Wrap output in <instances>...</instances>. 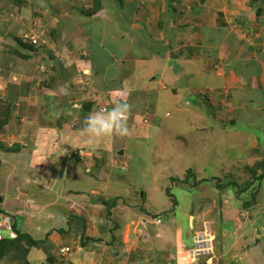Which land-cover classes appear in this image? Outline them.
I'll list each match as a JSON object with an SVG mask.
<instances>
[{
  "label": "crops",
  "instance_id": "obj_1",
  "mask_svg": "<svg viewBox=\"0 0 264 264\" xmlns=\"http://www.w3.org/2000/svg\"><path fill=\"white\" fill-rule=\"evenodd\" d=\"M13 3L11 0H0L1 11L6 14L20 12L22 15L24 9L30 8L31 14L33 12L38 14V16H34L35 19H30L29 24H17L18 30L23 26L28 29V25H33L48 32V36L43 47L34 49L18 43L20 49L18 56H13L14 58L12 57L10 60L8 59L9 55H6L4 60H1L0 70L5 71V74L9 71L12 72L10 65L13 62L6 65L7 59L10 62L12 60L20 61L22 77L18 83H9L6 88L0 89V95L6 92L3 99L6 101L7 97L17 105L13 118L19 117L14 119L12 125L16 124L17 128L18 123L29 119L27 125H30V128L25 126L22 131L17 129L18 134L22 138H26L25 143L22 144L25 148H22L18 153L6 155L4 160L0 161V166L1 164L6 165L5 161L11 157L10 159L14 162L13 175L16 178L15 186L8 184L9 182L6 180L1 183L3 193L0 194L2 199L0 208L1 205L10 204L9 197H13L14 194L16 197L35 196L37 198L34 191L28 193L25 191L26 189L20 190L34 182L41 184L40 189L46 191L47 196L48 194L52 196L55 192V200L51 199L52 202L48 205H63V203L69 205L71 202L81 204L80 206L84 208L83 212L77 213L71 209L70 214L68 212L58 214L56 217L58 222H52L48 217L44 221L48 224L44 230L46 231L44 238L49 234L52 235L53 232L69 236L58 239L60 242L57 241L55 247L53 239H44V247L52 252L54 258L56 257L54 264H71V259L73 263L77 264H96L97 262H94L91 257L94 259L97 257L98 262L104 264L106 259H112L111 255L115 254V250L118 249L116 248L119 243L117 240L122 239L121 242H124V245L120 244L122 247L119 250L121 251L126 247H139L144 229L150 230L149 227L153 226L151 223L154 224L152 228H156V236L172 232L174 238L179 240L177 229H180L182 235L180 219H183L184 214L182 218H179L178 225L173 223L175 226L173 227L174 215L168 213L166 216H161L158 214L160 209L156 208V212L154 211L155 217L161 219L159 224L148 220V218H154L150 216H138L139 222H137L133 219L134 214L129 211L127 201L129 198L139 197V195L140 199L145 198V200L153 197L152 199H155L158 207L162 208L167 204V209L169 207L174 209L175 204L159 203L158 199L151 193L149 194L145 185L138 180V175L146 164L143 155L149 154L153 157L154 154H157L158 157L166 160L164 151L162 153L163 148L165 147L166 150L174 146V156L180 157L185 152L184 150H190L191 141H193L194 150L199 152L200 148L206 147L205 144L208 140V136L200 134L224 132L225 125L223 123H228L224 120L232 119L227 115V111H230L233 120L237 122H241L243 118L247 117L243 115H247L248 111L249 114L251 113L250 116L254 115L256 118L258 115L264 116V2H260V0H13ZM88 6L93 12L91 15L88 13ZM45 17L47 18L46 22L44 21ZM23 18L25 17L23 16ZM66 25L69 26L64 27ZM69 38H73L71 42ZM76 40L80 43L74 44ZM86 43L91 45L87 47V52L90 56L92 55L94 68L90 64L91 61L88 60L82 72L88 70L86 73H89L91 71V75L96 78V88L94 87V90L92 89L88 93L97 90H100L101 95L109 93L113 103L119 94L126 93L125 96L122 95L124 102L133 96V106H130V109L135 110L133 120L136 122L141 118V125L146 122L151 124L148 125L149 127H145V130L140 134L134 136L138 146L132 155L133 157L137 156V160L134 159L133 162L139 164V167L136 164L133 166V168L136 167L132 173L134 178H129L130 174L126 172L131 167L130 165L129 168H126L132 156L125 157L126 159L122 157L123 164L121 166L113 165L110 162L109 157L113 152L112 139L107 140L110 145L108 142L103 145V148L106 149L104 151L107 152L106 156L97 157L98 155L92 153L93 156L89 154L83 157L86 150L87 152L93 151V148L90 147L91 144L88 143V136L85 137L86 134L79 133L75 137V134L71 135V129L66 128L54 127L55 129H52L53 127H51V129H46L49 126L40 122V112L35 110L36 107L31 106L35 103H29L31 92H33L29 91V88H33L35 82H39L40 87L42 80L48 85L49 80L55 75L56 77L61 76L62 81L60 82L62 90L57 92L58 94L64 95L67 91L77 88L75 78L80 77V75L76 76L80 69H77L79 65L74 64L73 60L85 53L82 49L85 48ZM80 44V47L77 46L80 50H76L74 45ZM124 55L128 58L126 63L122 61ZM1 58L3 57L1 56ZM95 60L98 61L95 63ZM156 62L161 65H155ZM45 69L48 73L44 71ZM53 69L55 74L48 78ZM46 78L47 81H45ZM98 78H100L99 83ZM56 81L59 80L56 78L54 82ZM0 82L4 84V80ZM52 88L55 86L49 85L48 90L55 92ZM34 90L41 91L40 88ZM166 90L172 95L171 101L176 102L171 107L170 104L164 105L168 109L163 111V118L157 116V113L158 106L164 101L165 103L169 101L161 95ZM202 91H208L207 94L210 97L204 99V96L199 94ZM35 93L36 91L33 92V94ZM137 94H141L142 97ZM194 96L207 101L206 107H198L199 100L195 102ZM49 99L52 100L50 97ZM223 105L225 107L227 105V108H223ZM219 106L222 110L219 109ZM197 108L204 109L203 111L199 109L198 115H201V120H196L197 116L196 118L192 116L195 115L194 112ZM239 108L242 110L241 113L238 111ZM0 111H4V109L0 108ZM168 117H174L178 123L182 122L181 128H178L179 132L177 131L176 134L175 125L171 126L173 120ZM13 118L4 124L1 135L5 133L4 129L6 130ZM32 120H34L33 123ZM165 120H170V125L165 124ZM58 121L63 120L55 119V122ZM198 121H201L199 126L197 125ZM154 127L157 131L151 137V130ZM185 131L189 132L185 135ZM45 133L48 134L47 136H51L53 141L56 140L54 147L52 146L53 149L49 148L50 153L51 151L58 152L61 147L70 150L65 151L63 156L59 154L62 157L60 163L55 162V165H59L58 168H55L56 174L53 177L55 182H51L49 175L47 178L43 175L38 176L42 177L41 179L45 178L44 181L41 180L43 183L40 179L29 178V176L20 180L22 177L19 174L24 171L18 173L19 169L28 168L29 171L26 172H33L34 169L37 173L39 168H42L43 171L52 162L50 155L47 152H42L41 148L40 139L46 138L44 137ZM130 135L121 136L123 146L116 151V154L122 149L124 152L121 155H128L126 153L131 149L130 142L132 141ZM4 138H0V141ZM101 138L94 142L97 145L100 144ZM142 140L151 143L150 151H146L144 146L146 144L143 145ZM199 142L202 143L199 144ZM27 143L31 145L29 150L26 148ZM177 144L184 146V150ZM161 145L164 147L162 148ZM157 146L159 148H156ZM210 152L213 153L211 150L208 151V154ZM13 155H17L15 159ZM76 155L77 158L73 159ZM95 158L99 164L89 163ZM165 160L164 163L161 162L163 165H165ZM66 163H74L70 174L65 170L66 167L61 169L62 164ZM148 163L151 165H145V169L151 175V179L157 178L163 173L161 163ZM110 168L117 172L116 177L108 176L109 171L107 170ZM105 171L108 172V177ZM165 177L167 179V176ZM169 177L175 179L172 178V175ZM181 179L184 180V178ZM57 181L58 183H56ZM201 181L210 183L207 178ZM11 182L13 183V179ZM127 183L128 187H125ZM108 205L110 207L107 208ZM35 208L37 211L39 206ZM5 210L7 211V209ZM5 210L3 212H6ZM145 211L151 213L149 210L145 209ZM15 212L11 211L10 214L13 215ZM52 217L54 216L52 215ZM176 221L178 222L177 219ZM163 224H166V226H162L164 230L161 229ZM186 237L189 240V233ZM84 239L91 240L90 242L93 244H89L90 246L86 248L87 243ZM113 242H117L114 247H112ZM62 246L70 248L67 257L61 256L58 252ZM94 246L100 249L98 254L93 249ZM36 249L35 253L29 252L34 253V259L38 260L42 255L44 257L40 248ZM126 249L129 250V248ZM89 254L90 256H88ZM87 257L91 260L85 262Z\"/></svg>",
  "mask_w": 264,
  "mask_h": 264
},
{
  "label": "rangeland",
  "instance_id": "obj_2",
  "mask_svg": "<svg viewBox=\"0 0 264 264\" xmlns=\"http://www.w3.org/2000/svg\"><path fill=\"white\" fill-rule=\"evenodd\" d=\"M11 2L12 4H14L13 0H11ZM260 2H264V0H260ZM256 4L260 5L259 3ZM1 13L2 12L0 11V57L2 56L3 58L0 59V64L1 60H4L6 55H9L8 59L10 60L13 56H18L17 54L20 52L18 43L23 45L24 47L29 45L28 42L23 43L19 39L18 34H23L24 32H26V29L25 26H23V28L18 30V25H22L23 23L29 24L31 18H34V16H38V14L35 12L31 14L30 8L24 9L22 15L20 14V12H10L9 14L5 13L4 15H2ZM88 13L89 15L93 13L91 7L89 6ZM23 16L25 18H23ZM46 20L47 18L45 17L44 21L46 22ZM68 26L69 25H66L64 27ZM28 27H30V25H28ZM89 28L92 27L90 26ZM72 39L73 38H69V41L71 42ZM85 39L88 40V38L86 37ZM100 42H103V40H100ZM79 43L80 42L77 40L74 42V44ZM90 43H86L84 45L85 48H83L82 50L85 53L81 54V57L79 56L78 58H74L75 60H73L74 64L79 65L77 69H80V71L76 74V76L80 75V77L77 76V78H75V86L77 87L76 89L67 91L64 95H61L62 93L58 94L57 92H61L62 90V83H60L62 81L61 76L56 77V75L53 78H57L59 81L54 82L55 80L51 79L49 84L46 85V83H44L42 80L40 81V87L39 82H35L33 88H29V91H36L35 94L31 92L29 103H35L31 106L33 108L36 107L35 110H37V112H40V122L42 121L44 125L49 126L46 129H51V127H53L52 129H55L54 127L60 129L66 128L68 130L71 129V135L75 134L76 137L77 134H82V130L86 126L85 122L89 114L98 112L105 108L110 109L114 106L109 93H103V95H101L102 93H100V90L97 89L96 92L93 91L92 93H88V91L92 90L96 84V78L95 76L91 75V71L89 73H86L88 72V70L84 73L82 72V69L85 67L88 60L91 61L90 64L92 68H94V63L91 58L92 55L90 56V54L87 52V47L91 46ZM74 46H76V50H80L78 47H80L81 44ZM31 47L36 49V47ZM101 58L103 57L101 56ZM8 59L5 64L8 65L9 63L13 62L12 65H10V67H12V72L9 71L5 74V71L2 72L0 70V81L5 80V76L8 75L11 78H8V81L5 80L4 84H1L0 82L2 86L4 85L3 88H6L7 84L9 85V82H13V84L18 83V80L22 77L20 74V61L12 60L10 62V60ZM127 60L128 58H126L124 55L122 61L126 63ZM97 61L98 60H95V63ZM155 65L160 66L161 64L156 62ZM170 67H172V64H170ZM44 71L48 73L46 69ZM51 71L52 72L50 73L48 78L52 77L51 75L55 74L54 69ZM97 80L99 83L100 78H98ZM45 81H47V78ZM49 85L55 86V88L57 87L59 89L52 88L55 92H53L52 90L49 91ZM35 88H40L41 91L34 90ZM5 93L3 92L2 95H5ZM207 93L208 91H202L199 94L202 97L204 96L203 98L206 99L210 97H208ZM122 95L125 96L126 93L119 94V96L115 99L124 102L122 101ZM161 95L164 99H169L168 102L165 103L164 101L162 102V104H160V106H158L157 116H162L164 118L162 113L165 109H168L164 107V105L170 104L171 107L176 101H171L172 95L168 90L162 92ZM137 96L142 97L141 94H137ZM49 97L52 98V100H50ZM130 97L131 98L127 101V103L130 106H133V96ZM1 99L2 98L0 97V108L4 109V111H0V135L2 134L1 132L3 131L2 129L4 124L7 123L10 118H13V113L16 111L15 108L17 107L14 101L8 99L7 97L6 101L4 99ZM115 99L114 102L117 101ZM197 100H199V105H197L198 107H206L207 101H203L202 98L197 99L196 96L194 98V101L197 102ZM83 103L88 104L86 105L87 107L84 106ZM37 104L38 106H36ZM230 107L232 108V106ZM223 108H227V105ZM199 109L201 111L204 110L202 108H197L194 112L195 115H192L195 118L197 116L196 120H201V115H198L200 113ZM219 109L222 110L221 106H219ZM238 111L241 113V108H239ZM226 113L232 119H230L229 121L224 120L228 123H223L225 125L224 132L222 131L223 133H210L208 135L204 133L200 134L208 136V140L205 144L206 147L200 148L201 150L199 152H197L196 149L194 150V144L193 141H191L189 151L184 150V146H182L181 144H177L178 147L185 151L180 157L174 156L173 152L175 150L173 148V145V147H170L166 150L165 147L163 146V148L161 145V147L163 148L162 153L164 151L166 160L165 158L158 157L157 154H154L153 157L149 154H146V156L145 154L143 155V157L146 159L145 165H151L148 162L161 163L164 160L165 165H163L164 162L160 164L163 169H161L163 173L154 179H151L152 177L147 172L144 165L142 170L140 171V174L138 175V180L145 185L146 191H148L149 194L151 193L153 196H155L156 199H158L159 203L167 202L169 203V205H175L173 210L170 207L169 209H167V204L166 206L164 205L161 208L157 206L154 201L155 199H152L153 197L145 200V198L140 199L139 195V197H134L132 199L129 198V201H127L129 211L134 214L133 219L139 222L138 216L154 217L152 219L148 218V220L150 221H154L157 218H160L155 217L154 214V211L156 212V208L160 209L158 210V214L161 216H166L168 215V213L169 215H174L175 219H173L174 221L172 222L173 227H175V223L178 225L179 218H182L184 214L183 219H180L182 235L180 234V229H177L179 240L174 238L172 232H166V235L160 234V236H156V228H152L154 224L151 223L153 226L149 227V229L151 228L150 230L144 229L143 238L139 242V245L142 246V248L137 245L139 247H126L129 248V250L125 248V250L121 251L119 250V248L122 247L120 244H123L124 242H121L122 239L117 240V242L119 243L113 242L112 247H114L115 243H117L116 248H118V251L115 250V254L111 255L112 259H106V262L104 264H264V116L258 115V120L254 115L250 116L251 113L249 114L248 111L247 115H243L244 117H247L243 118L241 122H237L233 120L230 111H227ZM178 114L181 113L178 112ZM134 115L135 110L133 111L132 109H130L127 125L131 133L130 139L132 141L130 142L131 149H129L128 153H126L128 155L120 156L116 154V151L121 146H123V143L121 140L122 137L118 134L113 133L111 136L102 137L100 139V144L98 145L95 142L91 143L90 147L93 148V151L87 152L86 150L83 154V157L84 155H92V153L98 155L97 157L101 155L106 156L107 152L104 151L106 149L105 147L103 148V145H106V142L109 143V141L107 140L112 139L113 152L111 153L109 159L113 165L116 164L117 166H121L123 164L122 157L124 159L125 157L132 156L133 152L137 150L135 148H137L138 144L134 140V136L140 134V132L145 130V127L149 125V123L147 124V122L141 125V118L135 122L133 120ZM18 117L19 116L10 120V124L8 125L6 130L4 129L5 133L0 136L1 139L2 137H5L2 141H0V161L4 160L6 155H9L10 153V155H12V153H18L22 148H25L22 144L25 143L26 138H22L20 134H18L17 129L19 131H22L23 129H25V126L27 128H30V125H27L29 119L18 123L19 128H16V124L12 125V123L14 119H18ZM57 118L62 119L63 121L55 122V119ZM168 118L171 119L172 117ZM224 118L226 119V116ZM34 120H32L31 122L33 123ZM172 120L173 122L171 126L175 125L174 131L176 134L177 131L179 132L178 128H181L182 122L178 123L174 119V117L172 118ZM169 121L165 120L164 123L170 125ZM64 123L66 124L64 125ZM197 125H201V121H198ZM200 127L202 128V126ZM195 128H197L196 125ZM151 131L152 134L150 136L152 137L153 133L157 131V129L154 127ZM187 132L189 131L184 132L185 135L187 134ZM4 134L6 135L4 136ZM47 135L48 134L45 133L44 137L46 138L40 139L41 148L42 152H47V154L50 155L49 157L50 161H52V164H48L49 168H43V171L42 168H39V171L37 173H35L36 171H34V169L33 172H26L29 171L28 168H23L22 170L19 169L18 173L20 171H24V173L19 174V176L22 177L20 178V180H23L25 177L29 176V178L36 177L35 179L44 181L45 178L41 179L42 177L40 178L38 176L43 175L47 178V176L49 175V178L51 177V182H55V179L53 178L56 174L55 168L59 167V165H55V162L60 163L62 157H60L59 154L63 156L70 150H65L64 147H61L58 152L55 153L51 151L50 153L49 148L50 150L53 149L52 146L54 147V143L56 140L53 141L51 139V136ZM86 136L87 135H85V137ZM165 136L168 137L167 135ZM173 141L174 140L172 138V142ZM141 142L143 145L146 144L144 145L146 147V151L151 150V143L149 141L142 140ZM201 143L202 142H199V144ZM30 146L31 145L28 144L26 148L29 150ZM177 146L176 148H178ZM36 148L38 147L36 146ZM156 148H159V146H157ZM211 150L213 153L210 152L208 154V151ZM78 154L80 155L81 153ZM16 156L13 155L14 159L16 158ZM10 158L5 161L6 165L1 164L0 166V174H2V176H0V194L3 193V189H1V183L5 180L8 181L9 183H7L11 184L12 186L16 185H14V183L16 182V178L15 175H13L12 170L14 167V162H12ZM76 158L77 155L73 157V159ZM96 159L97 158L91 160L89 163L99 164ZM134 159L137 160V156H132L126 166V168H129V166L131 165V167L126 171L130 174L128 176L129 178H134V175H132V173H134L133 170L136 169V167L133 168V166L136 164L139 167L138 162H133ZM73 164H62L61 169H64L66 167L67 169L65 170L70 174L73 170ZM117 166L114 167L117 168ZM111 169L112 168L107 170L109 171V175L108 172L105 171L106 176L108 175L109 177H111L112 175H114L116 177L117 172ZM6 175H8V177H6ZM171 175L172 178L175 179H170L169 176ZM164 176H167V179L166 177L164 178ZM181 178H184V180L182 181ZM205 178H207L210 183H204L205 181H201ZM12 179L13 183L11 182ZM127 180L130 179L127 178ZM41 183L43 182L41 181ZM56 183H58V181ZM40 185L41 184L39 182H34L20 189H26L25 191L28 193L34 191L37 195V198L35 196H29L28 198H25L24 196L16 197L14 194L13 197H9L11 201L10 204L1 205V209H7V211L5 210L7 213L16 211L15 213H17L18 215L13 213V216L17 221L18 229L27 233L35 241H44V239L51 238L54 241L53 246L55 247L57 241L60 242L58 239L69 236H65L67 234L59 235V233L53 232L52 235L49 234L50 236L47 235V237L44 238V236L46 235V231L44 230L46 227H48V224L44 222L46 221V217L51 219L52 222H58L56 218L58 214H66L67 212L70 214L71 209L79 213L83 212L82 210L84 208L80 206L81 204H75L74 202H71L69 205H65V203H63V205H48L52 202L51 199L55 200L56 194L55 192H53L52 196L50 194H48L47 196L46 191L40 189ZM125 187H128V183ZM229 191L232 194H230ZM36 206H39V209L37 211L35 210ZM108 207H110V205H108L107 208ZM145 209L149 210V212L151 213H147ZM52 215L54 217H52ZM78 219L81 223V218L79 217ZM176 219L178 220V222L176 221ZM68 225L70 224L68 223ZM164 225L166 226V224L161 225V229ZM23 226H25V229H23ZM2 229L5 236V227ZM188 233L189 240L186 237ZM123 238L125 239V236ZM200 238L203 239L202 241L207 242V247L205 249H201V251H198V254H196L195 251L197 250L195 249L198 248L199 244H195V240ZM84 241L87 243L86 248L90 246L89 244H93L89 239H84ZM196 242L200 241L197 240ZM24 246L30 248L29 252L31 251L35 253V250H37V247L31 245V242L29 245H27V242L25 241ZM6 249L7 251L4 252V256L0 259V264H22L20 262V259L22 260V253L18 254L16 251H14L15 249L10 246L6 247ZM93 249L97 251V254L99 253L98 251H100V249L95 248V246ZM29 252H27L26 254V259L29 264H41V262H43V255L40 259L35 260L33 256L34 253L31 254ZM92 254H94V251H92ZM88 256H90V254ZM91 258L94 260V262H97L96 264H101L98 262L97 257H95V259L93 257ZM90 260L91 259H88L87 257L85 262H88ZM70 263L77 264L76 262L73 263L72 259Z\"/></svg>",
  "mask_w": 264,
  "mask_h": 264
},
{
  "label": "clouds",
  "instance_id": "obj_3",
  "mask_svg": "<svg viewBox=\"0 0 264 264\" xmlns=\"http://www.w3.org/2000/svg\"><path fill=\"white\" fill-rule=\"evenodd\" d=\"M0 11H1V8H0ZM1 12H2L1 14H5L3 11H1ZM32 26L33 25H30V27H28V29L26 28V31H28ZM47 36H48V32H45V35L43 37L45 40L44 44L46 43ZM19 39L23 43L28 42V44H29L28 46H33L36 48H40V47L44 46L43 43H40L39 45L31 44L29 41L23 39L22 34H19ZM0 96L3 99V95H0ZM129 111H130V105L127 102H121L120 100H117L114 102V106L111 107L110 109H102L98 112L89 114V116L87 117L86 122H85L86 126L82 130V134H86L89 137V140H88L89 144L93 143L98 138L111 136L113 133L118 134L119 136H122V137L123 136H129L131 134L130 130L128 128V125H127ZM2 213H5V214L11 216L12 219L14 220L12 214L7 213V212H2ZM202 238L196 239V240H201L200 241L201 243L197 242L195 244H199L202 246V249H205L207 247V242L202 241L203 240ZM28 242H30V241H28ZM202 243H204V244H202ZM42 245H43V243H42ZM62 247H67V246H62ZM60 248L58 249L59 254L61 256H64V257L68 256V254L70 252V248L68 247L69 249L66 253H61ZM47 251L50 253V256L53 259L52 264H54V260H55L54 256L51 254V252L48 249H47ZM199 251H201V250H199ZM203 251H205V250H203ZM195 252H196V254H198L197 251H195ZM43 263L47 264L45 262V255H44V260L41 264H43Z\"/></svg>",
  "mask_w": 264,
  "mask_h": 264
},
{
  "label": "built area",
  "instance_id": "obj_4",
  "mask_svg": "<svg viewBox=\"0 0 264 264\" xmlns=\"http://www.w3.org/2000/svg\"><path fill=\"white\" fill-rule=\"evenodd\" d=\"M44 35H45V31L38 27V26H32L28 31L24 32L22 34V37L24 40H27L29 41L31 44L33 45H39L40 43H43V41L45 42L44 40ZM0 89L3 90V87L1 86L0 84ZM106 109V108H105ZM13 222L14 220L12 219L11 216L5 214V213H1L0 214V239H3L5 238L6 236L7 237H10V238H14L16 237V232L13 230ZM155 223H160L161 220L159 218H157L156 220H154ZM5 227V236H4V231L2 228ZM197 240H195V243ZM201 241V240H199ZM198 243H201V242H198ZM202 246L199 245L198 248L196 249L197 252L199 250H201ZM68 247H61L60 248V251L61 253H66L68 251Z\"/></svg>",
  "mask_w": 264,
  "mask_h": 264
},
{
  "label": "trees",
  "instance_id": "obj_5",
  "mask_svg": "<svg viewBox=\"0 0 264 264\" xmlns=\"http://www.w3.org/2000/svg\"><path fill=\"white\" fill-rule=\"evenodd\" d=\"M44 66H47V65L44 64ZM8 78H11V77L9 75L5 76L6 81H8ZM52 79L55 80L54 78H52ZM5 80H4V82H5ZM86 105H88V104L85 103L84 106H86ZM2 212H3V210L0 208V213H2ZM13 218H14V216H13ZM13 230L16 232L15 238H10V237L6 236L5 238L0 239V259L4 256V252L7 251L6 247L10 246V247L14 248L15 249L14 251H16L18 254L22 253V260L20 259V262L22 264H29V262L26 259V254H27V252H29L30 248L24 246V242L30 241L31 245L38 247V243L39 242L43 243V240L35 241L27 233L18 229V224H17V221L15 218H14V222H13ZM82 243L84 244V242H82Z\"/></svg>",
  "mask_w": 264,
  "mask_h": 264
},
{
  "label": "water",
  "instance_id": "obj_6",
  "mask_svg": "<svg viewBox=\"0 0 264 264\" xmlns=\"http://www.w3.org/2000/svg\"><path fill=\"white\" fill-rule=\"evenodd\" d=\"M123 150L120 149L117 154L121 155L123 154ZM230 194H232L230 191H229ZM0 202H1V197H0ZM28 245L30 244V242L27 243ZM38 246L40 247V249L42 250L43 254L45 255V262L47 264H52L53 263V259L52 257L50 256V253L47 251V249L42 245V243H39ZM44 264V263H43Z\"/></svg>",
  "mask_w": 264,
  "mask_h": 264
},
{
  "label": "flooded vegetation",
  "instance_id": "obj_7",
  "mask_svg": "<svg viewBox=\"0 0 264 264\" xmlns=\"http://www.w3.org/2000/svg\"><path fill=\"white\" fill-rule=\"evenodd\" d=\"M39 243H40V242H39ZM39 243H38V244H39Z\"/></svg>",
  "mask_w": 264,
  "mask_h": 264
}]
</instances>
